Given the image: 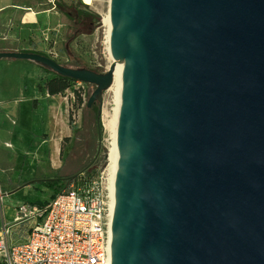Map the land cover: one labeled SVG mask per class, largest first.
Instances as JSON below:
<instances>
[{"label": "water", "instance_id": "95a60500", "mask_svg": "<svg viewBox=\"0 0 264 264\" xmlns=\"http://www.w3.org/2000/svg\"><path fill=\"white\" fill-rule=\"evenodd\" d=\"M108 15L105 73L0 59L93 86L98 123L123 64L110 264H264V0H111Z\"/></svg>", "mask_w": 264, "mask_h": 264}, {"label": "crops", "instance_id": "0c3cea01", "mask_svg": "<svg viewBox=\"0 0 264 264\" xmlns=\"http://www.w3.org/2000/svg\"><path fill=\"white\" fill-rule=\"evenodd\" d=\"M63 17L45 0H0V53L46 54L50 46L57 52L64 33ZM45 30L50 34L49 44L42 40ZM51 78V73L32 62L0 59L2 199L57 180L49 177L51 174L64 180L81 171L76 169L75 160L70 169L66 163L68 156L82 155L81 149L78 154L73 148L67 152L72 146L68 113L73 99H68L69 90L49 94L46 85Z\"/></svg>", "mask_w": 264, "mask_h": 264}, {"label": "built area", "instance_id": "2783aa9c", "mask_svg": "<svg viewBox=\"0 0 264 264\" xmlns=\"http://www.w3.org/2000/svg\"><path fill=\"white\" fill-rule=\"evenodd\" d=\"M110 1L45 0L51 10H55L59 2L73 3L97 15L100 10L109 11ZM42 40L50 43L47 30L43 31ZM45 55L55 61L59 57L53 46L46 48ZM80 97L84 108L86 93L83 90ZM80 113V109L72 112L74 123ZM109 178L107 168H98L92 176H76L43 205L22 203L16 206L14 225L29 222L31 228L24 243L13 244L9 239L10 226L2 225L0 264H110L114 184L112 197Z\"/></svg>", "mask_w": 264, "mask_h": 264}, {"label": "rangeland", "instance_id": "374dc122", "mask_svg": "<svg viewBox=\"0 0 264 264\" xmlns=\"http://www.w3.org/2000/svg\"><path fill=\"white\" fill-rule=\"evenodd\" d=\"M66 5L74 6L72 8L74 22L66 18L65 14L63 22L64 33L62 41L59 44L57 51L58 59L56 61L59 64L67 65V67H85L87 69L99 70L101 73H105L109 67L111 57L108 51V26L104 23L108 10H100V22L99 25H93L90 18L84 16V12L93 13L90 10L83 8L79 4L68 3ZM99 9V8H98ZM59 10V9H58ZM70 37L72 34L76 35L75 39L68 41L65 39V33ZM67 36V38H69ZM61 57V58H60ZM74 90L81 88L86 93V100L89 98L94 90V87L86 84H74ZM72 87V88H73ZM72 90L68 91V99L73 103L69 109L68 125L72 133V146H69L67 152H71L70 148L76 149L78 154L79 150H82V155H78L70 159L66 158L67 168L73 167V160L76 161V169H80L79 173H82L85 168L92 166V168L84 173L85 177L95 174L97 168H107L109 170L108 155L112 145V135L107 128L108 122L111 120L113 111L115 108V96L114 92L108 90L102 96L101 104V119L100 123L97 122L96 110L92 108L84 110L81 106L75 105L76 95ZM80 109V118L77 122L72 120V112ZM73 161V162H71ZM49 177L58 178L57 175L51 174ZM31 190H22L15 195L4 197L0 201V228L3 224L10 226L9 239L13 244L24 243L28 238V233L31 228V223L25 222L21 224H15L13 222V210L21 203H35L47 202L51 200L52 192L44 186H38Z\"/></svg>", "mask_w": 264, "mask_h": 264}, {"label": "trees", "instance_id": "16d2710c", "mask_svg": "<svg viewBox=\"0 0 264 264\" xmlns=\"http://www.w3.org/2000/svg\"><path fill=\"white\" fill-rule=\"evenodd\" d=\"M57 8L59 9V11L61 13L65 14L66 18H68L70 20L69 22L75 21V19H74L75 15L73 14V13H75V11L72 12V8H75L74 6L66 5V3L59 2L57 4ZM84 16L85 17L87 16L88 18H90L93 25H95V26L99 25L100 17L97 14L88 13L85 11ZM67 33H68V31H67ZM75 37H76V35L72 34L69 38L66 37V39H68V41H72L75 39ZM41 55L46 56L45 54H41ZM63 66L67 67V65H64V64H63ZM90 70L97 72V73H101L99 70H93V69H90ZM51 74H52V78L46 85L48 93L51 95H54V94L64 92L65 90H72L73 93L76 95L75 105L81 106L83 103V100L80 97L81 88H79L78 90H74V87H73V85L76 84V82H74L70 79L58 76V75L53 74V73H51ZM87 100H88V98H87ZM87 100H86V104L84 106L85 111H87V107H86L87 106ZM92 109L93 110L95 109L97 112L99 110V106L97 105V107L95 106ZM91 168H92V166L88 167V169L85 168V170L79 174H84L86 171L90 170ZM96 170H98V168ZM69 183H70V181L67 177L64 180H62V179L59 180L58 178H57V180H47L42 185L52 192V196H51V199H52L58 193H60V191H62Z\"/></svg>", "mask_w": 264, "mask_h": 264}, {"label": "bare ground", "instance_id": "6f19581e", "mask_svg": "<svg viewBox=\"0 0 264 264\" xmlns=\"http://www.w3.org/2000/svg\"><path fill=\"white\" fill-rule=\"evenodd\" d=\"M104 23L108 26V35L109 37V29H110V18L107 13L106 17L104 18ZM111 57V56H110ZM112 61V58H111ZM122 68L123 64L121 62H116L115 72H114V81L109 90L114 92L115 96V108L113 111V115L111 120L107 124V128L110 130L112 135V145L108 155V162H109V173H110V188H111V196L113 197V184H114V177L116 173V166H117V148H116V126H117V117H118V110L120 104V94H121V84H122Z\"/></svg>", "mask_w": 264, "mask_h": 264}, {"label": "flooded vegetation", "instance_id": "af4514ba", "mask_svg": "<svg viewBox=\"0 0 264 264\" xmlns=\"http://www.w3.org/2000/svg\"><path fill=\"white\" fill-rule=\"evenodd\" d=\"M69 178V177H68Z\"/></svg>", "mask_w": 264, "mask_h": 264}]
</instances>
